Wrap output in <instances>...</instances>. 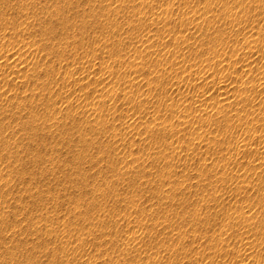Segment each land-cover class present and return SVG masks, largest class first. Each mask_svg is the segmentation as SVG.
Returning <instances> with one entry per match:
<instances>
[{
  "label": "rangeland",
  "instance_id": "374dc122",
  "mask_svg": "<svg viewBox=\"0 0 264 264\" xmlns=\"http://www.w3.org/2000/svg\"><path fill=\"white\" fill-rule=\"evenodd\" d=\"M0 264H264V0H0Z\"/></svg>",
  "mask_w": 264,
  "mask_h": 264
}]
</instances>
